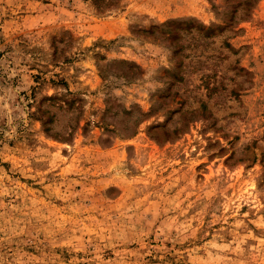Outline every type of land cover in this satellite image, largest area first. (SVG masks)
<instances>
[{"label":"rangeland","instance_id":"rangeland-1","mask_svg":"<svg viewBox=\"0 0 264 264\" xmlns=\"http://www.w3.org/2000/svg\"><path fill=\"white\" fill-rule=\"evenodd\" d=\"M0 264H264V0H0Z\"/></svg>","mask_w":264,"mask_h":264}]
</instances>
